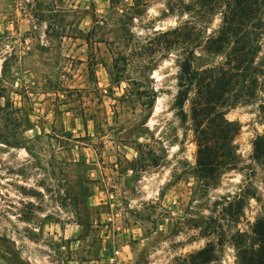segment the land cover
<instances>
[{"label": "rangeland", "instance_id": "rangeland-1", "mask_svg": "<svg viewBox=\"0 0 264 264\" xmlns=\"http://www.w3.org/2000/svg\"><path fill=\"white\" fill-rule=\"evenodd\" d=\"M131 3L0 0V264H238L256 246L264 75L225 107L240 162L216 184L196 178L190 100L187 122L175 103L186 62L233 51L264 70V0H244L221 50L206 41L234 0L215 14Z\"/></svg>", "mask_w": 264, "mask_h": 264}, {"label": "trees", "instance_id": "trees-1", "mask_svg": "<svg viewBox=\"0 0 264 264\" xmlns=\"http://www.w3.org/2000/svg\"><path fill=\"white\" fill-rule=\"evenodd\" d=\"M223 2L224 0H169L168 8L199 12L200 9H196L198 6L205 9L207 14H215L216 9L223 5ZM234 3L233 8H229L228 3L226 8L221 10L222 23L206 41L208 46H212L215 50H221L224 43L231 40L232 35L237 36L231 29L230 22L235 17L241 19L246 6L244 0H234ZM146 4L147 0H132L130 5H126L133 14H141ZM239 22L238 20L237 23ZM258 23L261 22L258 21L253 26L260 28L262 25ZM176 30L177 27H174L160 34L166 36ZM243 49L244 47H241L239 50ZM263 75L264 70L260 65L254 64V57L244 58L233 51L230 55L226 54L225 60L217 65L194 71H191L188 62L182 65L175 104L180 109L184 122H187L188 115L184 110V104L190 100L189 128L193 131L197 146L195 175L199 180L216 184L225 170L237 168L240 157L234 140L240 131V125L237 121L226 117L225 107L240 97H247L244 98L246 102L255 97L259 77ZM237 84H240L239 90H232V86ZM243 84L246 87L241 86ZM226 92L227 96H225ZM253 157L257 162L264 164V133L257 134L253 140ZM232 202H229L230 207L227 209L229 213ZM253 234L256 246L251 244L244 246V249L240 248L238 264H264V214L255 222ZM210 250V247L202 248L196 256L205 257L204 259L207 260Z\"/></svg>", "mask_w": 264, "mask_h": 264}]
</instances>
